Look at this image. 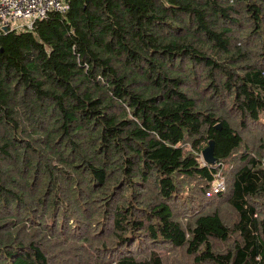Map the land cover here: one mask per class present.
I'll list each match as a JSON object with an SVG mask.
<instances>
[{
    "label": "trees",
    "instance_id": "1",
    "mask_svg": "<svg viewBox=\"0 0 264 264\" xmlns=\"http://www.w3.org/2000/svg\"><path fill=\"white\" fill-rule=\"evenodd\" d=\"M66 3L0 34V264H264V0Z\"/></svg>",
    "mask_w": 264,
    "mask_h": 264
},
{
    "label": "built area",
    "instance_id": "2",
    "mask_svg": "<svg viewBox=\"0 0 264 264\" xmlns=\"http://www.w3.org/2000/svg\"><path fill=\"white\" fill-rule=\"evenodd\" d=\"M66 2L67 0H0V34L32 31L34 24L45 19L48 14H64L67 11ZM3 28L7 29L6 33H3Z\"/></svg>",
    "mask_w": 264,
    "mask_h": 264
},
{
    "label": "rangeland",
    "instance_id": "3",
    "mask_svg": "<svg viewBox=\"0 0 264 264\" xmlns=\"http://www.w3.org/2000/svg\"><path fill=\"white\" fill-rule=\"evenodd\" d=\"M207 145H205L203 147V149L206 147ZM200 162L203 166H209L207 165L201 155H200ZM216 163L213 166H209V167H215ZM217 167V166H216ZM223 170L222 167H220V170H218V172H216L217 176L215 178V181L213 183V187L208 191L207 193V198H211L215 195H217L219 192H222L226 189V184H225V178L223 177ZM222 188H224L223 190H221ZM184 257L181 255V252L178 251L176 254H172L170 253V259L167 261V264H179L180 260H183Z\"/></svg>",
    "mask_w": 264,
    "mask_h": 264
},
{
    "label": "water",
    "instance_id": "4",
    "mask_svg": "<svg viewBox=\"0 0 264 264\" xmlns=\"http://www.w3.org/2000/svg\"><path fill=\"white\" fill-rule=\"evenodd\" d=\"M2 31L3 33H6L7 29L3 28ZM214 149H215V145L214 142L211 140L208 142L207 146L201 152V157L203 161L209 166H213L216 163V159L214 157Z\"/></svg>",
    "mask_w": 264,
    "mask_h": 264
}]
</instances>
